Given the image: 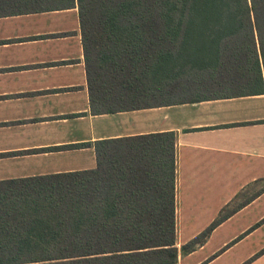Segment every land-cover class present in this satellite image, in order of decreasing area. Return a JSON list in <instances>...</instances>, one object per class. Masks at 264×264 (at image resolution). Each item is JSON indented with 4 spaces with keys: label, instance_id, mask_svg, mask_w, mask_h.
I'll use <instances>...</instances> for the list:
<instances>
[{
    "label": "trees",
    "instance_id": "1",
    "mask_svg": "<svg viewBox=\"0 0 264 264\" xmlns=\"http://www.w3.org/2000/svg\"><path fill=\"white\" fill-rule=\"evenodd\" d=\"M77 3L93 115L264 95V0ZM74 5L0 0V17ZM93 146V170L0 181V264L177 263L176 134ZM251 189L182 253L264 194V179Z\"/></svg>",
    "mask_w": 264,
    "mask_h": 264
},
{
    "label": "crops",
    "instance_id": "2",
    "mask_svg": "<svg viewBox=\"0 0 264 264\" xmlns=\"http://www.w3.org/2000/svg\"><path fill=\"white\" fill-rule=\"evenodd\" d=\"M74 3L0 17V181L93 170L97 141L174 132L175 264H213L218 238L230 235L221 232L264 194L194 251L185 255L181 248L231 206L240 190L264 179V95L93 115Z\"/></svg>",
    "mask_w": 264,
    "mask_h": 264
},
{
    "label": "rangeland",
    "instance_id": "3",
    "mask_svg": "<svg viewBox=\"0 0 264 264\" xmlns=\"http://www.w3.org/2000/svg\"><path fill=\"white\" fill-rule=\"evenodd\" d=\"M258 188L259 186L254 189ZM251 190H240L237 194L239 198L233 201L230 210L245 204L255 192V190ZM263 211L264 200L249 209V211L236 216L232 223L221 232L223 234H221L222 237L230 234L229 237H219L217 242L215 241L216 244L214 242L216 247H221L209 258L211 259L213 256L218 255L213 264H264V217L259 219ZM251 234L253 235L252 237H250ZM225 242L227 243L224 244Z\"/></svg>",
    "mask_w": 264,
    "mask_h": 264
}]
</instances>
